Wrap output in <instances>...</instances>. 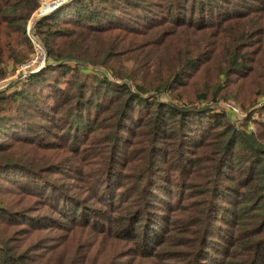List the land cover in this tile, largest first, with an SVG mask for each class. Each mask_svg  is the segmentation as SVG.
<instances>
[{"label": "trees", "instance_id": "1", "mask_svg": "<svg viewBox=\"0 0 264 264\" xmlns=\"http://www.w3.org/2000/svg\"><path fill=\"white\" fill-rule=\"evenodd\" d=\"M39 6L0 0V264H264V104L194 105L264 93V0Z\"/></svg>", "mask_w": 264, "mask_h": 264}, {"label": "rangeland", "instance_id": "2", "mask_svg": "<svg viewBox=\"0 0 264 264\" xmlns=\"http://www.w3.org/2000/svg\"><path fill=\"white\" fill-rule=\"evenodd\" d=\"M48 1L49 0H41L40 1V6H39L38 10L42 6L41 3H48ZM38 10L36 12H38ZM35 16H36V14L34 15V17ZM31 21L32 20H30V22ZM32 53H33V50H32ZM18 69L15 70L13 72V74H10L7 80H13V79L17 78V76H19L17 74ZM258 76H259V82L258 83L259 84H262L264 82V74L261 73V72H258ZM5 82H6V80L3 81V82H1L0 83V86H2V84H4ZM256 84H257V82L256 81H253L252 83L242 85V86H245V87H244V90L240 93V98L243 99L246 102L245 109H243V110L241 108H239L230 99H223L221 97L218 98V100H212V101L202 100L201 102L200 101H197V102L194 103V105H199V107H210V108H213L216 112L224 113L225 116H226V120L229 121L232 125H234V127L236 129H240L239 124L246 118V116H247L248 113H251L253 120L257 121V120L260 119V117H259V113H260L259 109L264 104V93L258 94V93H256V92L253 91L254 89H256L258 87ZM251 92H252V94H251ZM186 93H187L188 96L191 97L192 90L190 89ZM162 97H163V100L164 101H169V102L172 101L171 98L168 95H164ZM172 103H174V104H176L178 106H183V105H180V104H184L185 103L184 105H186L187 102L186 101H174ZM187 104H190V102L187 103ZM227 105H231V106L235 107L238 110L239 113L236 115L235 113L231 112L226 107ZM248 127H249L248 128L249 131H252V132H254L256 134H260L261 139H262V142L264 141V130L263 129H255V126L252 125V124H249ZM104 149L106 150V148L104 147V148H102L101 151H103ZM133 166H134V163H131L130 166L128 168H126V169H130ZM71 183H75L76 185H81L78 182H71ZM73 191L75 193H78L81 196L87 197V199L90 202V204H92L95 208H98L97 202L95 200L90 199V197L87 196V194L84 193L83 190H81V191H79V190H73ZM182 192L183 191H181L180 193H182ZM186 193H188V192H186ZM179 197H180V195H178L177 197H174V198H176L175 204L178 203ZM195 199H206V200H208V197L207 196H203V197H200V198L198 197V198H195ZM29 201L33 203L34 202V198H30ZM188 204H189V201H187L186 203H184V205H188ZM189 207H190V205L187 206V209ZM220 234H221V236H225V233H223V231H221ZM228 234H229V231H228ZM212 240H215L217 242H220V239H214L213 238ZM224 241H226V240H224ZM122 244L123 243H121L120 246L119 245L116 246V248L119 249V247H122ZM225 248H227L226 247V244H224L222 250L225 251ZM118 260L120 261V263L123 262V260H121L119 258H118ZM169 263L171 264L170 261L167 262V264H169Z\"/></svg>", "mask_w": 264, "mask_h": 264}, {"label": "built area", "instance_id": "3", "mask_svg": "<svg viewBox=\"0 0 264 264\" xmlns=\"http://www.w3.org/2000/svg\"><path fill=\"white\" fill-rule=\"evenodd\" d=\"M57 1L58 0H53V1L48 2V3H41L42 6L38 10V12H36L35 18L38 19L40 17V15H44V14L47 15V13H49L50 11L51 12L54 11L57 7H54L53 5ZM64 1H65L64 3H66L69 0H67V1L64 0ZM33 25H34V22L33 21H31V22L29 21L28 25H27V30H26V35H27L28 39L31 42V45H32V48H33V53L31 55L30 59L25 64L21 65L20 68L17 71V74L19 76H22V77L27 75V74H30V73H33V72L34 73L37 72L38 70H40L46 64V53H45L43 47L41 46V44L33 36V33H32ZM226 107L231 112L235 113L236 115L239 113L238 110L235 107L231 106V105H227Z\"/></svg>", "mask_w": 264, "mask_h": 264}, {"label": "water", "instance_id": "4", "mask_svg": "<svg viewBox=\"0 0 264 264\" xmlns=\"http://www.w3.org/2000/svg\"><path fill=\"white\" fill-rule=\"evenodd\" d=\"M67 1V0H66ZM65 1L64 0H58L56 3H54V7H58V6H60V5H62L63 3H64ZM52 10V9H51ZM51 12V11H50ZM49 12V13H50ZM49 13H47V14H49ZM44 15H46V14H44ZM44 15H40V17L39 18H41V17H43ZM46 62H47V57H46ZM34 73V72H33ZM33 73H30V74H33ZM2 89V88H1Z\"/></svg>", "mask_w": 264, "mask_h": 264}, {"label": "crops", "instance_id": "5", "mask_svg": "<svg viewBox=\"0 0 264 264\" xmlns=\"http://www.w3.org/2000/svg\"><path fill=\"white\" fill-rule=\"evenodd\" d=\"M51 1H53V0H49L48 2H51ZM4 85V84H3Z\"/></svg>", "mask_w": 264, "mask_h": 264}]
</instances>
